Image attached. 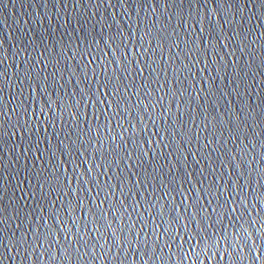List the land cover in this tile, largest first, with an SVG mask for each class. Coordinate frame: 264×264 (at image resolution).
I'll use <instances>...</instances> for the list:
<instances>
[{"label": "snow or ice", "instance_id": "6c2138e0", "mask_svg": "<svg viewBox=\"0 0 264 264\" xmlns=\"http://www.w3.org/2000/svg\"><path fill=\"white\" fill-rule=\"evenodd\" d=\"M208 2V0H205V3H207ZM216 2V0H213V3H215ZM223 2H224V0H223ZM77 3H79V0H77ZM74 7H75V5H74ZM229 7H231V5L229 4ZM221 27H223V26H221ZM202 31H203V29H202ZM56 46L54 45L53 46V48H55ZM0 54H2V53H0ZM126 55V54H125ZM0 62H2V61H0ZM89 63H92V61H89ZM85 80H87V76H85ZM120 91V89L119 88H117L116 89V92H113V93H111V95H116L118 92ZM110 93H108V92H105L104 93V95L105 96H107V95H109ZM88 99V97H87V94L85 93L84 95H82L81 96V100L83 101V100H87ZM123 99V98H122ZM161 99H163V97H161ZM159 101H157V103H158ZM115 104H116V107H117V110L119 111V110H121V101H119V100H117V101H115ZM112 107V102H108V108H111ZM146 108H147V106H146ZM146 108H145V111H146ZM108 109H105V111H107ZM13 111H15V109H13ZM79 113H76V114H74V115H78ZM141 124H143V120L141 119L140 121H139ZM117 127H122V125H120L119 123H117ZM132 127H135L134 125H132ZM143 130V129H142ZM159 133H154V135H158ZM161 139H163V137H161ZM91 171V169H89V172ZM135 210V209H134ZM158 214H160V215H162L163 214V212L162 211H158ZM3 223V219H0V224H2ZM185 227H187V225H185ZM115 235V233H113V236ZM199 235V233H196L195 234V236H198ZM195 236H189L187 239L188 240H194L195 239ZM137 238H139V237H137ZM213 237L212 236H205V237H202L201 238V240H203V239H208V240H211ZM34 239H38V237H34ZM65 239L67 240L68 239V237H65ZM78 243V242H77ZM185 243H187V241H185ZM43 246V244L41 243V244H39V245H36V247H42ZM50 247H51V245H49ZM190 247H191V245H189ZM34 250H35V248H34ZM77 251H79V249H77Z\"/></svg>", "mask_w": 264, "mask_h": 264}]
</instances>
